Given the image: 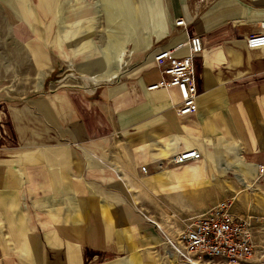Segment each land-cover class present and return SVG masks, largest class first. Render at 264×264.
<instances>
[{"label": "crops", "instance_id": "1", "mask_svg": "<svg viewBox=\"0 0 264 264\" xmlns=\"http://www.w3.org/2000/svg\"><path fill=\"white\" fill-rule=\"evenodd\" d=\"M14 1L0 2V264H162L170 221L223 197L264 215V46L246 44L264 0ZM193 36L195 110L178 116L176 88H148L166 79L155 55Z\"/></svg>", "mask_w": 264, "mask_h": 264}, {"label": "built area", "instance_id": "2", "mask_svg": "<svg viewBox=\"0 0 264 264\" xmlns=\"http://www.w3.org/2000/svg\"><path fill=\"white\" fill-rule=\"evenodd\" d=\"M184 21L178 20L177 27ZM260 34L246 39L250 48L264 46V23ZM187 53L178 56L179 48L161 50L154 57L155 65L166 79L148 88H176L181 97L177 107L178 116H186L195 110L197 90L194 83V60L203 51L201 38L191 37L187 42ZM199 152L187 151L172 158L171 162L183 164L200 159ZM146 172V168H142ZM173 238L165 236L167 244L180 260L187 264H239L254 258L255 246L251 239V226L247 219L233 212V200L218 202L205 213L180 220ZM157 226V225H156Z\"/></svg>", "mask_w": 264, "mask_h": 264}, {"label": "rangeland", "instance_id": "3", "mask_svg": "<svg viewBox=\"0 0 264 264\" xmlns=\"http://www.w3.org/2000/svg\"><path fill=\"white\" fill-rule=\"evenodd\" d=\"M0 2H2V0H0ZM14 2L17 4V0H15ZM2 3L6 6V4L4 2H2ZM19 10H20V8H19ZM5 11L6 10L1 9L0 10V16L4 15L6 17L7 12H5ZM20 13H21V11H20ZM226 199L233 200V212L236 215L237 214H239V215L244 214L243 210H241V209H243V207L237 206V202L235 203L234 198L223 197L218 202H221V201L226 200ZM191 217H194V215L190 216L189 218H191ZM243 218L247 219L248 222H250L251 239H252V242L255 246V254H254V258L252 260L246 261V262H239V264H264V215L258 216L257 218H250V219L248 217H245V216ZM176 227H179V228L182 227V223H180V222L176 223L175 221H170V224H168V227L166 229H164V230H166V232L164 231L166 234H164L163 232H161L162 229H160V227L158 225L156 226L158 231H160L161 234L163 233L164 238H165V236H167L169 238H173V235L175 233L174 229ZM165 244L167 245L168 248L166 250V253L163 254L162 264H187L178 258V256L174 252V250L169 246V244H167L166 238H165Z\"/></svg>", "mask_w": 264, "mask_h": 264}, {"label": "bare ground", "instance_id": "4", "mask_svg": "<svg viewBox=\"0 0 264 264\" xmlns=\"http://www.w3.org/2000/svg\"><path fill=\"white\" fill-rule=\"evenodd\" d=\"M41 80V79H40ZM96 81V80H95Z\"/></svg>", "mask_w": 264, "mask_h": 264}]
</instances>
